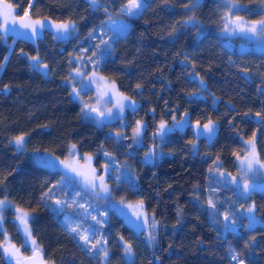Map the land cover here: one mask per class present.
<instances>
[{
    "label": "trees",
    "instance_id": "1",
    "mask_svg": "<svg viewBox=\"0 0 264 264\" xmlns=\"http://www.w3.org/2000/svg\"><path fill=\"white\" fill-rule=\"evenodd\" d=\"M143 1L140 14L129 18L125 32L107 49H97V33L120 15L127 0H33V19L73 21L76 31L57 39L44 30L36 42L0 32V200L31 214L32 237L50 264H233L230 250L246 264H264V226L249 227L238 212L254 205L255 214L264 220V191L241 195L231 183L232 177L240 178L234 153L243 155L244 141L253 132L264 160V48L237 47L240 39L231 25L224 29L227 9L219 0H199L195 8L191 0ZM6 2L19 15L29 5V0ZM235 3L248 8L236 14L246 21L264 16L256 11L263 6L260 0ZM33 56L48 65L46 74L34 66ZM89 57L95 63L86 61ZM80 61L136 102V110L124 116L125 125L83 116L70 85ZM137 84L142 87L137 89ZM185 113L187 125L181 121ZM209 119L216 128L212 140L197 136L195 129L197 120L202 130ZM138 120L145 125L141 144L131 136ZM161 120L174 127L163 138L154 136ZM117 132L122 134L118 141L113 139ZM21 134H27L25 145L17 149L13 138ZM151 138L159 143L158 156L146 155ZM72 144L79 154L94 155L98 168L128 166L120 183L109 177L113 197L143 201L163 227L156 244L150 245L142 232L112 210L101 224L95 223L88 207L100 201L71 177L32 159L36 151L66 159ZM49 189L50 196H45ZM56 200L64 203L57 205ZM225 213L239 222L237 230L225 228ZM1 215L0 244L8 236L22 245L14 210L6 208ZM66 220L98 227L107 258L103 251L90 252L92 245L72 233ZM128 244L132 260L125 256ZM22 250L30 254L26 246ZM0 264H8L2 247Z\"/></svg>",
    "mask_w": 264,
    "mask_h": 264
},
{
    "label": "snow or ice",
    "instance_id": "2",
    "mask_svg": "<svg viewBox=\"0 0 264 264\" xmlns=\"http://www.w3.org/2000/svg\"><path fill=\"white\" fill-rule=\"evenodd\" d=\"M92 4H98L99 0H90ZM222 6L227 9L225 12V15L222 17V20L224 21V29L226 31L229 30V25L232 26L231 31L235 32L238 31L240 33L244 34H252V36H264V16H261L259 20H252V21H246L244 17L242 16H233V9H237L239 11V7L235 3V0H221ZM261 4H264V0H260ZM33 0H29V5L28 8H25L23 11L22 15H19L15 12V8L11 3H7L6 0H0V32L2 33H7L9 31V25L16 26L18 25L19 28L21 29H27L31 32L33 36H36L39 34V30L44 29L46 26L45 21L41 19H32L31 14L29 9L32 7ZM190 6L192 8L198 7L199 6V0H191ZM144 5L142 3V0H127V3L123 4L121 11L123 14L128 15V16H136L139 15L141 10L143 9ZM185 7H189V5H185ZM105 12H107V9H105ZM191 19V18H190ZM114 23V22H113ZM187 23V22H185ZM51 27H54L57 31V33L60 34H69L70 31L74 32L76 31V26L75 23L72 21H67L63 23H56L53 21L50 25ZM126 25H121L119 28V31H124L126 29ZM15 31V28L13 27L12 29ZM93 33L90 32L89 36H92ZM101 43L107 46V41L101 40ZM97 49H99V45H97ZM87 51V49L85 50ZM97 55V52L92 53V57H95ZM5 59H7L5 57ZM33 61H36V64L34 65L37 69L42 68L45 71V74L47 73L48 65L47 64H41L39 62V57L38 56H33L31 57ZM79 59V58H78ZM89 61L92 63H95V61H92V58L89 57ZM2 67V65H0ZM243 71H247L246 69H242ZM75 72L78 76H83L84 73L80 69H75ZM95 73H93V77H90L89 79L92 80V82H95L94 80ZM105 84L106 89H110L114 95L117 96V107L120 109L121 112H123L125 107H131L133 111L136 110V102L132 100L130 97H126L123 94H120L116 90V85L112 83L111 85H108L106 81L103 82ZM201 83H203V79L201 78ZM142 85L137 84L136 88L139 89L141 88ZM7 89V86H5ZM84 89H77L73 87L72 89V95L74 97H80L81 91ZM99 91V89H98ZM102 95L104 93H101ZM125 101H129V104H125ZM154 111V110H153ZM81 113L85 117L91 116L92 113L96 114V119L99 120L100 117H103L105 115V112L101 111L99 107L92 106L88 103H84L83 107L81 108ZM109 115H111V112L109 110ZM257 116H261V113H256ZM187 117V113L184 114V116L181 117V121L184 122L185 125L188 124V121L185 119ZM173 121H176V117H172ZM262 122H264V118H262ZM179 123V122H177ZM145 129V125L143 124L142 121H136V125L132 130V135L133 138H138L141 136L143 130ZM195 129H196V135L201 136V135H206V137L211 140L215 134V122L212 121L211 119L208 120L207 123L203 124L201 131V125L200 121L197 120L195 123ZM173 128H169L167 126V121L161 120L159 123V126L154 133V136H159L161 138L164 137L168 132L173 131ZM27 134H21L18 136H15L13 139L15 141V144L18 149H22L25 145V137ZM121 133L117 132L116 136L113 137V139H116L117 141L119 138H121ZM255 137L256 133H252V137L248 139L247 141H244V143L247 145V150H246V155L241 158L238 153H234L236 155V158L240 161V168H241V178H242V186L241 184L237 181L236 177L231 178V183L237 185V190L241 195H247L250 194V192L253 189V186L249 184L247 179H244V177L247 176V173L252 172L254 170L255 165H259L260 168H264V161H261L258 153L256 151V142H255ZM190 144L195 147V142L194 141H189ZM68 154L70 159L68 160H59V157H56V160H59L60 164L63 165V167L73 173H75L78 176L83 177L84 182L86 185H88L91 189L95 190L97 188V179H99V188L102 192L108 193L109 189L106 186L105 183V178L104 176H97L96 169L92 167V156H86L84 157V165L80 164V159L81 157L78 156L76 152V145L72 144L69 149H68ZM155 151L154 149H150L149 153L146 155L149 156H155ZM105 156H110V153H104ZM217 161H219V157H217ZM41 163L48 167H55V162L50 161V160H42ZM216 163V162H214ZM104 169L107 171L109 168L108 164H105ZM258 170V169H257ZM211 171V169H210ZM217 171L219 169L217 168ZM220 176H225L224 172L219 173ZM227 183V180H225ZM51 189H49L48 193H45V196H50ZM43 198V197H42ZM5 201H0V207L4 205ZM55 203L57 205H61L64 203V201L61 200H56ZM208 204L210 207L215 208L216 205L213 203L211 199L208 200ZM128 208L132 209L133 214L139 219L140 217L144 218V223H148V217L145 215L143 208H144V203L143 201H139L137 204L132 205L128 204L126 205ZM255 210V206H249L246 211L248 213H253ZM17 212L19 215L17 216V219L20 220V222L25 226V234L26 236L31 240V246H32V256L25 260L24 258L21 257L19 253V249L15 247V245H12L10 241H8L7 237L5 238L4 243L0 244V247L3 248L4 252L10 256L15 258L16 264H45L44 256L42 249L37 245V241L35 238L32 237V233L30 229L28 228V221H29V214L24 212L22 209H17ZM67 219V218H66ZM95 220L96 217H93ZM224 219L225 221L229 220V214L225 213L224 214ZM251 220H254V217H250ZM96 223H101L100 220H96ZM232 224H235V220L231 221ZM71 227L72 232H77L80 235V239L84 241L85 245H87L90 242V237L88 235L89 229H84L83 232H79V226L72 227L71 224H69ZM156 226V221L153 220V223L151 227L155 228ZM251 226V225H250ZM225 228H228V225H225ZM96 233L95 231L92 232V235L94 236ZM150 238L154 239V236H152L151 233H149ZM123 239V237H121ZM100 244V241H96V243L92 244L91 248H89V251L91 252L93 249L97 247V245ZM100 251H103L105 259L108 256V251L106 249L101 248ZM124 252L126 254H131L132 253V247L130 244H128L124 248ZM239 253H235L232 256L233 260H237L238 264H244V261L239 259Z\"/></svg>",
    "mask_w": 264,
    "mask_h": 264
},
{
    "label": "rangeland",
    "instance_id": "3",
    "mask_svg": "<svg viewBox=\"0 0 264 264\" xmlns=\"http://www.w3.org/2000/svg\"><path fill=\"white\" fill-rule=\"evenodd\" d=\"M219 2L222 4L221 0H219ZM142 3L144 5V1L142 0ZM237 6L239 7V11H237V9H233V16H236V14H239L241 11L243 10H247L248 8L242 4L236 3ZM256 11L261 12L264 14V4L263 6H261L260 8H258ZM137 16V15H136ZM136 16H128L122 13V11H120V15L113 18L111 21H109L106 26L101 29L97 35H99V40H98V45L100 46V49H107L108 46L111 44L112 40H114L115 38H117L118 36H121L124 31H119V28L121 25H126L128 26V22H129V18L132 17H136ZM33 19V18H32ZM35 20V19H34ZM45 21V24L48 25L46 26L44 29L39 30V34L36 36H33L31 34V32L27 29H21L19 28L18 25L16 26H12L9 25V31L7 33H3L4 35L7 34H14L18 37L36 42L38 37L41 36L42 32L44 30H49L53 33V35L57 38V39H64V38H68L69 36H71L74 32H71L69 34H60L57 33L56 29L54 27H51V23L52 21L48 20V19H41ZM73 22V21H72ZM114 22V23H113ZM13 27L15 28V31H13ZM127 28V27H126ZM232 28V26H231ZM235 35L236 39H240L239 42H237V47H240L241 49H256V50H263L264 48V43H261L264 41H259L261 36H252V34H244V33H240L238 31L233 32ZM264 37V36H263ZM101 40L107 41V46L101 43ZM86 61H89V59L87 58ZM90 62V61H89ZM33 64H36V61H33ZM76 69H80L84 75L83 76H78L75 72V70L73 71V75H74V82L71 85L72 89L73 87L77 88V89H81L83 88L84 90L81 91V95L80 97H75L77 100H79L83 106L84 103H88L92 106H96L99 107L101 109V111L105 112V118L102 119V121H118L121 120L122 124L125 125V121H124V116L126 114V112L130 109L132 110L131 107H125L123 112L120 111V109L117 107V96L113 94V92L110 89H106L105 88V84L103 83L104 81H106L108 83V85H111L113 82L110 81L109 79L101 76L100 74H98L95 70H93L92 65H89V67H87L84 63H82L81 61L78 64V67ZM93 73H95V77L94 80L95 82H92V80H90V77H93ZM99 89V91H98ZM117 92L122 94L117 88H116ZM83 93V95H82ZM85 93H89L90 95H84ZM101 93H104L103 95ZM125 96V95H124ZM126 105L129 104V101H125L124 102ZM137 106V105H136ZM109 110L111 112V115H109ZM93 119H96V116H93ZM97 120V119H96ZM101 120V119H99ZM144 124V123H143ZM136 123L134 124L135 127ZM133 127V128H134ZM131 129V136L132 139L135 143H142V135L144 133V130L141 134L140 137L138 138H133L132 135V130ZM216 130V128H215ZM203 131V129L201 130ZM216 132V131H215ZM215 135V134H214ZM116 136V135H115ZM214 137V136H213ZM26 138V137H25ZM212 140V139H211ZM248 140V139H247ZM245 140V141H247ZM255 142H256V138H255ZM13 144L16 146L15 141L13 142ZM245 144V143H244ZM159 143H157V145L154 143V139L151 138V143H150V149H154L155 151V155H160L159 154ZM17 148V146H16ZM18 149V148H17ZM246 150H247V145L245 144V151L243 152V155H241L240 157L243 158L246 155ZM256 151L258 153V149L256 146ZM77 152V151H76ZM78 156L81 157L80 159V164L84 165V157L89 156V155H81L77 152ZM32 159L34 160V162H36L39 165L44 166L41 161L42 160H50V161H54L55 162V167H51L48 166V168L57 170L62 172L63 174L71 177L72 179H74L86 192H88L89 195H91L94 199L100 201V204L98 205H91L88 207V213L90 215V217L93 219V217H96V220H100L101 223L102 218L106 219L109 217V210H112L113 212H115L116 214L120 215L124 222L130 226L132 229H134L136 232H142L145 236V239L147 240V242L150 245L156 244L157 239L159 237V234L161 233V231L163 230V227L161 226V224L153 217V215L149 214L146 210L145 207L143 208V211L145 213V215L148 217V223L145 224L144 223V218L140 217L139 219H137V217L133 214L132 209L128 208L126 205L128 204H132L135 205L137 204L139 201L134 200V201H128V200H115L113 197V192H112V182L109 180L110 176L115 177L116 179V183H120V180L123 178V176L125 175V173L129 172V168L125 163H113L111 165H109L108 170L106 171L104 169V167L98 168L97 166H95L94 164V160H95V156H92V167L96 169L97 172V176H104L105 178V183L106 186L109 189L108 193H104L100 190L99 188V179H97L96 183H97V188L95 190L91 189L88 185L85 184L83 177L76 175L75 173L65 169L63 167V165L60 164L59 160H68L70 159V157H67L66 159H61L59 158V160H56V156L51 154V153H47V152H40V151H36L33 152L32 154ZM259 156V153H258ZM152 157V156H151ZM154 157V156H153ZM260 158V156H259ZM238 166H239V170H240V178L239 180H237L241 186H242V178H241V168H240V161L236 158ZM261 161H264L263 159L260 158ZM46 167V166H45ZM258 169V170H257ZM250 176L252 175L251 178H249L248 173L246 177H244V179H247V181L249 182L250 185L253 186L254 190H261L264 191V168H260L259 165H255L254 166V170L252 172H249ZM241 179V180H240ZM236 185V184H235ZM237 187V185H236ZM239 193V191H238ZM0 201H5L4 205L2 207H0V223L2 222V212L6 209V208H10L12 210H14V221L17 224V227L19 229V231L22 234L23 237V244L22 245H15L14 243H12L10 240V243L12 245H15V247L17 249H19V253L21 255V257H25V252L22 250V246H26L28 252L30 253L32 251V246H31V240L26 236L25 234V226L20 222L19 219H17V216L19 215V213L17 212L18 208H14L9 201L7 200H0ZM247 209V208H246ZM246 209L244 210H240L238 211L239 214H241V216L245 217L246 220V224L249 227H254L257 225H262L264 226V220L261 219L258 215L255 214V212L253 213H248L246 211ZM26 212V211H24ZM28 213V212H26ZM29 214V218L31 216L30 213ZM250 217H254V220H251ZM94 220V219H93ZM153 220L156 221V226L155 228L151 227ZM234 219L229 218L228 220V229L229 230H237L239 222L235 220V224H232L231 221ZM66 223L68 225L69 230L71 231V227L69 226V224H71L72 227L75 226H79V232H83L84 229H89V237H90V244H94L96 243V241H100V244L97 245V247L95 248V250L100 251L101 248L106 249L105 242L101 241V237H100V232H99V228L95 227V226H91L90 228L84 226V224L78 220H66ZM96 223V222H95ZM99 223V224H101ZM98 224V223H97ZM251 225V226H250ZM28 228L31 231L30 225H29V221H28ZM95 231V235H92V232ZM72 232V231H71ZM74 234H76L79 238L80 235L77 232H72ZM149 233L152 234V236H154V239L150 238ZM8 239V236H6ZM126 247V246H125ZM3 250V248H2ZM108 251V250H107ZM237 253L233 250L229 251V257L230 260L233 264H238L237 260H233L232 256ZM3 254L5 256V259L7 260L8 264H16V260L13 257L8 256L4 250H3ZM131 253L126 254V259L130 260L132 257ZM102 255L104 257V253L102 252ZM239 259L243 260L240 255H239ZM132 260V259H131ZM244 261V260H243ZM50 264V263H48ZM244 264H246L244 262Z\"/></svg>",
    "mask_w": 264,
    "mask_h": 264
},
{
    "label": "water",
    "instance_id": "4",
    "mask_svg": "<svg viewBox=\"0 0 264 264\" xmlns=\"http://www.w3.org/2000/svg\"><path fill=\"white\" fill-rule=\"evenodd\" d=\"M245 77H247V74H245ZM92 115H96L95 113H92ZM101 119H104L105 116L103 117H100ZM225 220V219H224ZM32 256V251L30 252V254H28L27 256L23 257L25 260H27L28 258H30ZM44 260H45V264H48L47 260L45 259L44 257Z\"/></svg>",
    "mask_w": 264,
    "mask_h": 264
},
{
    "label": "flooded vegetation",
    "instance_id": "5",
    "mask_svg": "<svg viewBox=\"0 0 264 264\" xmlns=\"http://www.w3.org/2000/svg\"><path fill=\"white\" fill-rule=\"evenodd\" d=\"M250 175V173H248ZM252 176V175H251Z\"/></svg>",
    "mask_w": 264,
    "mask_h": 264
}]
</instances>
